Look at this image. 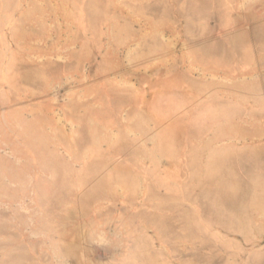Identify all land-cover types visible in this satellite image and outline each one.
<instances>
[{
    "label": "rangeland",
    "instance_id": "1",
    "mask_svg": "<svg viewBox=\"0 0 264 264\" xmlns=\"http://www.w3.org/2000/svg\"><path fill=\"white\" fill-rule=\"evenodd\" d=\"M0 264H264V0H0Z\"/></svg>",
    "mask_w": 264,
    "mask_h": 264
}]
</instances>
